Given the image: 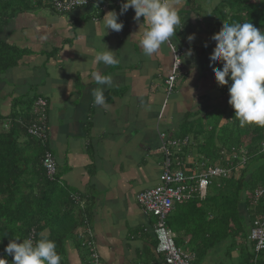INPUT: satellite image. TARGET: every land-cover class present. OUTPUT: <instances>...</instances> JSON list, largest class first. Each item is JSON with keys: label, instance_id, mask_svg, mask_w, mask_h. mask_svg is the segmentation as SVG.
Masks as SVG:
<instances>
[{"label": "crops", "instance_id": "obj_1", "mask_svg": "<svg viewBox=\"0 0 264 264\" xmlns=\"http://www.w3.org/2000/svg\"><path fill=\"white\" fill-rule=\"evenodd\" d=\"M220 1L214 0L209 10ZM113 2L122 0H88L83 8L66 14L33 7L16 15L2 38L26 48L28 54L0 75V96L28 92L43 101L36 121L41 118L44 132L36 141L53 154L60 185L83 198L84 219L90 224L98 254L96 264H164L156 251L153 229L157 220L137 204L135 196L159 183L164 158L171 159L169 148L182 150L189 145L180 128L186 130L202 108L221 107L223 124L233 110L228 103L232 81L218 85L209 66L215 42L203 29L207 18L200 17L207 9L199 5L200 0H173L184 23L172 39L181 62L168 95L164 81L172 68L170 48L164 45L157 54L144 56L139 40L146 25L140 28L143 17L135 21L131 7L118 16L122 30L109 29L104 35L101 18L108 11L120 12L121 6ZM190 34L195 35L192 41ZM102 41L116 52L115 65L95 63ZM94 71L112 78L110 86H100L106 101L103 106L94 103ZM7 103L0 100V111ZM200 138L202 134L194 136L189 146L199 144ZM186 156L181 168L191 172L200 157L192 152ZM180 161L184 160L176 157L175 166ZM179 206L174 205L165 217L173 242L174 235L183 232L184 242H194L202 251L200 242L205 243V238L191 241L193 232L170 229ZM75 242H65V264H89L86 249ZM192 252H182L188 264H205V257L198 261Z\"/></svg>", "mask_w": 264, "mask_h": 264}, {"label": "trees", "instance_id": "obj_2", "mask_svg": "<svg viewBox=\"0 0 264 264\" xmlns=\"http://www.w3.org/2000/svg\"><path fill=\"white\" fill-rule=\"evenodd\" d=\"M222 2L231 10L228 18L230 21L225 18L223 10L215 6L211 13L212 17L217 13L215 20L210 22L209 17L205 20L212 29L211 35L220 30L224 21L251 22L258 29H264V3L260 0ZM222 2L219 4L221 8L224 7ZM33 7L49 8L58 13L44 2L0 0V75L15 68L23 56L28 54L26 48L12 45L3 39L2 33L16 15ZM9 99L14 100V107H18V111L7 112ZM0 100L8 101L6 109L0 111V256L6 257L11 264L13 257L4 251L10 240L18 236L21 240L31 237L35 241L39 240L42 234L46 235L44 233L47 231V238L57 244L61 264H65V242L69 240L72 244L76 241L81 246L75 230L80 228V220L83 221L84 214L83 210L68 200L65 190L47 181L41 166L42 159L45 153H49L54 161L55 158L51 151L37 143V137L27 131L39 116L37 102L40 99L27 92L24 96L7 93L0 96ZM219 119H215L213 138L197 144L199 149L203 145L205 148L201 151L199 160L193 163V167L206 169L217 165L229 170V174L212 177L204 198H198V195L193 193L188 199L176 203L175 207L180 206L177 207L179 210L176 217L173 215L174 218L171 219L170 229L184 231L186 234L193 232L192 236L196 239L195 235L204 233L206 238L207 227L215 220L223 225L218 227L220 230L230 228L233 224L232 239L244 253L239 262L264 264V241L261 242L260 250L254 251L256 241L247 239L249 228L246 226L249 219L264 215V127L255 124L241 125L235 117L234 108L225 117L223 124L220 125ZM180 170L185 176L191 174L182 168ZM190 184L195 186L194 182H189ZM258 191L260 193H257ZM79 199H83L81 195ZM203 201L205 208L201 203ZM204 214L205 231L202 226ZM67 216L68 221L63 223ZM64 224L67 225L66 228L63 227ZM81 229L83 230V224ZM213 235L219 234L214 232ZM200 247L202 251L194 247L192 253L198 256V261L204 260V257L205 263L210 261L205 243Z\"/></svg>", "mask_w": 264, "mask_h": 264}, {"label": "clouds", "instance_id": "obj_3", "mask_svg": "<svg viewBox=\"0 0 264 264\" xmlns=\"http://www.w3.org/2000/svg\"><path fill=\"white\" fill-rule=\"evenodd\" d=\"M260 2L264 3V0H260ZM130 7L134 9L135 15L133 19L135 21L139 23L141 17H143L140 28L141 24L146 25L139 40V45L144 56L151 57L153 54H157L164 45H168L170 52L175 53L176 47L172 48V39L176 36L177 30L183 27L184 20L182 23V17L175 7L173 0H122L119 13L115 10L108 11L101 18L105 30L104 35L107 34V30L109 29L116 32L122 30L123 22L118 19V16L126 13ZM194 39V34L188 36L189 41ZM211 39L215 41V46L210 53L209 66L212 67L218 85H228L229 80L232 81L228 89V103L234 108L236 119L239 120L241 125L255 124L264 127V29H258L251 22L229 23L224 21L223 26L211 36ZM115 53L103 42L102 49L94 58L95 63H103L108 66L115 65L118 62ZM191 54L192 49L190 48L188 55ZM218 63H222V67H215ZM192 71H195V65ZM91 75L97 85L92 92L94 103L103 106L106 101L104 88L100 86H110L112 78L110 75H104L100 71H94ZM47 154L50 156L49 153H45L41 162L47 181L55 183L62 190L66 191L67 189L60 185L56 162L50 158L53 167L52 172L51 170L48 171L45 167L43 162ZM66 193L68 200L83 210L81 205L82 200L79 199L80 194H74L69 191H66ZM257 193H260V191ZM82 214H84L83 218H85L84 210ZM153 217L156 219L155 216ZM263 218L264 215H259L254 216L252 220H248L246 223V226L249 228L248 240L256 241L252 239L251 232L260 225L255 224V222H260ZM80 223L81 226L83 224V230L80 226L77 237L81 242V237L85 234L87 239L83 243L81 242V247L86 249L89 264H96L98 254L93 243L90 224L86 222V219L80 220ZM163 228L166 231L165 237H161L156 227L153 230L156 233L157 254L162 257V262L165 264L164 256L159 252L158 248L163 245L164 239L169 240L173 247L176 248V246L170 236L169 230L165 226V221ZM88 238H90V241H88ZM263 241L264 235L261 242ZM177 250L185 256L179 249ZM258 250H260V247L256 248L255 245L254 251ZM4 251L13 257L11 264H61V255L57 252L56 242L43 234L39 240L35 241L31 237L21 240L20 237L15 236L5 246ZM0 264H9V261L6 257L0 256Z\"/></svg>", "mask_w": 264, "mask_h": 264}, {"label": "built area", "instance_id": "obj_4", "mask_svg": "<svg viewBox=\"0 0 264 264\" xmlns=\"http://www.w3.org/2000/svg\"><path fill=\"white\" fill-rule=\"evenodd\" d=\"M49 4L55 11L60 14H66L73 10L83 8L88 4V0H34ZM115 5L121 6V2H113ZM173 48V47H172ZM172 53V52H171ZM180 53H172L173 61L171 73L167 76L164 83L166 86V94H170L172 91L174 82L176 80L178 69L180 68L179 63ZM176 57V62H175ZM37 105L40 107L44 106L42 100H38ZM39 123V124H38ZM30 135L35 137L43 136L44 127L41 124V118H38L36 123H33L27 130ZM163 135H161V138ZM262 152L264 153V142L262 143ZM44 165L48 171L53 170L50 156L47 154L44 159ZM243 161L240 163L242 164ZM229 170L225 168H219L217 165L207 167L206 169L198 170L196 167L191 171L190 175H184L179 169L176 171H170V159L166 156L163 161L162 170L159 176V183L147 190L138 192L135 196V200L139 206H141L147 213L156 217V230L160 233L161 237L166 236L164 231L165 217L169 214L174 203H180L189 198L190 194L196 193L198 198H203L207 186L211 183V178L218 175L229 174ZM189 182H194L195 186L189 185ZM260 224L251 232L252 239H255L257 247H261V241L264 235V218ZM159 252L164 256L165 264H188L186 256H183L171 242L166 239L163 240V245L158 248ZM144 264V263H141Z\"/></svg>", "mask_w": 264, "mask_h": 264}, {"label": "rangeland", "instance_id": "obj_5", "mask_svg": "<svg viewBox=\"0 0 264 264\" xmlns=\"http://www.w3.org/2000/svg\"><path fill=\"white\" fill-rule=\"evenodd\" d=\"M222 1L223 0H221L220 2ZM213 2L214 0H204V1L200 0L199 5L207 9L206 14H205L206 16L205 15L203 17L201 16L200 17L201 19L203 18L205 20L207 17H209L208 21L213 22L215 20L217 13L215 14V17H212L213 14H209L213 12L209 10V8L212 7ZM219 4L217 5V8L222 9L224 12L225 18L230 21V19L228 18L231 15V10L226 7V4L224 5V2H222V7L224 5L223 8L219 7ZM44 9L50 10L49 8H44ZM206 23H209V22H206ZM206 23H205V26H203V29L205 30L207 37L211 38L212 35L210 31L212 29L210 28L209 24H206ZM229 81L231 82V80ZM9 101H10V104L7 109V112H13L14 110L18 111V107L16 108L14 107V104H15L14 100L9 99ZM19 110L22 112V109L19 108ZM201 110H203L202 114L199 115V117L195 118L193 122L189 123L191 126L187 125L188 127L186 128V130L185 128H180L181 132L185 134V137H187L189 145L194 141L193 140L194 136L197 137V135H201V134H202V138H200L199 143L203 142V140L201 139H204V140L206 139L207 141L208 140L210 141L213 138L214 131H215V127H214L215 119L220 118L219 120L221 121V123H222V120H224V115H223L224 113L221 107L219 108L220 111H218L216 107H214L213 109H209V107H206V106L202 108ZM212 128L213 130H211ZM189 145L185 146L184 149L182 150L180 149L177 150V148H169L171 152L170 171L179 170L181 167L186 165V161L184 160V161H180L175 166L176 157H181L183 159L187 157L186 155H188L191 152L193 153V155H195V157H201V151H203V149L205 148V145H203L201 149L198 148L199 146L197 144H195L192 147H190ZM203 153H205V151ZM209 190H211V188ZM201 203L204 204V208H205V201ZM72 213L75 214L74 211ZM68 217L69 216L65 218L66 221H63V223H66L68 221ZM203 222L204 223H202V226H203V230L205 231V214L203 215ZM66 226L67 225L64 224L63 227L66 228ZM221 226L223 225L219 223L217 220H215L213 223H210V225L207 227L208 233H207L206 238H205V233H204V235L197 234L196 239L189 238V240L191 241L201 240L205 238L204 240L205 247L208 249V255L210 257V261H207L205 264H241V262L239 261L242 257L241 255H244V253L237 248V245H235V242L232 239V233L234 232V230L232 229L233 224L230 225L231 226L230 228H225L221 230L218 229V227H221ZM214 232H217L219 235H213ZM182 233L183 232H181L178 236L174 235L176 239V241L174 240L175 246L182 252L191 253L193 248L197 247L198 245H196L194 242H184L186 237H184ZM85 240H86V236L85 234H83V240L81 242L83 243ZM200 245H201V242H200ZM231 250H234V252L230 253Z\"/></svg>", "mask_w": 264, "mask_h": 264}, {"label": "water", "instance_id": "obj_6", "mask_svg": "<svg viewBox=\"0 0 264 264\" xmlns=\"http://www.w3.org/2000/svg\"><path fill=\"white\" fill-rule=\"evenodd\" d=\"M182 51H186V50L185 49L184 50L182 49Z\"/></svg>", "mask_w": 264, "mask_h": 264}]
</instances>
